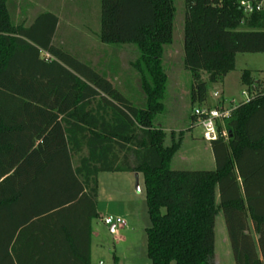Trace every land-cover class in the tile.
<instances>
[{
  "label": "trees",
  "instance_id": "obj_1",
  "mask_svg": "<svg viewBox=\"0 0 264 264\" xmlns=\"http://www.w3.org/2000/svg\"><path fill=\"white\" fill-rule=\"evenodd\" d=\"M13 1L0 0V264H91L102 173L143 176L150 264H215L220 214L234 263L264 264V90L233 111L228 140L210 143L214 170H172L183 134L167 145L158 117L175 0H100L99 42L139 54L140 89L128 93L58 46L55 14L27 24ZM239 1L184 0L193 109L236 55L264 54V11L247 16ZM241 79L253 85L250 71Z\"/></svg>",
  "mask_w": 264,
  "mask_h": 264
},
{
  "label": "rangeland",
  "instance_id": "obj_2",
  "mask_svg": "<svg viewBox=\"0 0 264 264\" xmlns=\"http://www.w3.org/2000/svg\"><path fill=\"white\" fill-rule=\"evenodd\" d=\"M249 1L264 3V0ZM57 2L60 5L69 4L70 0H56ZM175 8L174 42L165 50L163 56L168 78L167 99L164 101L165 111L158 117V125L166 132L167 145L171 143V134L175 135V140H178L180 133L183 134L181 147L170 164L172 170H211L204 163L209 151L205 149L207 144L202 141V131L191 120L193 108L190 93L193 80L184 66V0H175ZM129 46L124 49L121 56L125 66L128 62L134 64L139 57L136 47ZM245 71L251 72L253 82L251 87L242 82L241 78ZM204 79L206 80L207 76H204ZM260 90H264V54H238L235 70L226 76L224 83L210 85L208 95L212 100L214 93L218 92L223 98L234 100L236 105H239L246 101L247 96L251 98ZM128 176L123 178L117 174L99 176V218L95 222L92 264H150L147 229L151 227V220L144 179L141 174ZM108 217L121 219L126 225L115 228L106 226L103 220ZM215 264H235L222 214L217 217L215 227Z\"/></svg>",
  "mask_w": 264,
  "mask_h": 264
},
{
  "label": "crops",
  "instance_id": "obj_3",
  "mask_svg": "<svg viewBox=\"0 0 264 264\" xmlns=\"http://www.w3.org/2000/svg\"><path fill=\"white\" fill-rule=\"evenodd\" d=\"M14 1L11 3V6L16 7L17 14L19 12L23 13V18L27 20V24L32 23L40 14H55L59 20L58 27L60 28V39L57 42L58 46H66L65 48L81 62L89 63L101 74L108 76L113 85L120 87L121 91L128 93L140 89L137 71L133 69V65L130 62L125 66L123 58L121 57L124 49L130 46H106L97 39L96 34L99 32L100 0H70L69 4L65 3L62 5L58 4V2L56 3V0H24V4L21 7L19 6L20 4H18L20 0H17V4ZM93 31L95 33H92ZM43 57L47 58L49 56L43 54ZM111 73L118 75L121 79L119 80L118 76L115 77V79H111ZM203 143L207 144L205 149L209 151L204 163L207 164L211 170H214L216 164L210 144L205 141H203ZM102 174H117L121 175L123 178V176L129 177L128 175H133L132 177H134V174L137 173ZM125 179L128 180L129 178ZM98 196L99 195H97L96 198V211L99 214ZM66 215H69V212H66ZM96 220L97 219L92 221L91 264L95 245Z\"/></svg>",
  "mask_w": 264,
  "mask_h": 264
},
{
  "label": "built area",
  "instance_id": "obj_4",
  "mask_svg": "<svg viewBox=\"0 0 264 264\" xmlns=\"http://www.w3.org/2000/svg\"><path fill=\"white\" fill-rule=\"evenodd\" d=\"M239 4L247 16L264 11V3L261 1L240 0ZM213 97L212 100L209 98L207 104L195 107L192 114L195 124L202 131L203 141L209 144L218 139L228 140L225 123L231 118L233 111L238 106L234 100L223 98L218 92H215ZM249 99L247 96L246 101H249ZM213 100L216 102H213ZM103 222L106 226H112L113 228L126 225L123 220L112 217L104 218Z\"/></svg>",
  "mask_w": 264,
  "mask_h": 264
}]
</instances>
